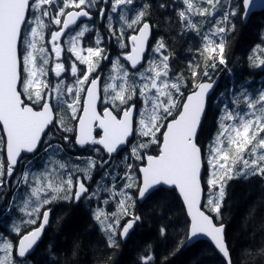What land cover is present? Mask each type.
I'll use <instances>...</instances> for the list:
<instances>
[{
    "label": "snow or ice",
    "instance_id": "obj_1",
    "mask_svg": "<svg viewBox=\"0 0 264 264\" xmlns=\"http://www.w3.org/2000/svg\"><path fill=\"white\" fill-rule=\"evenodd\" d=\"M152 7L141 0H0V189L12 192L0 194V220L11 223L0 230V264H31L52 204L93 202L107 247L116 249L142 219L136 205L163 194L185 212L177 250L204 237L223 264H236L223 209L229 181H264V87L249 92L246 81L228 99L217 95L214 75L228 68L235 18L264 12V0L160 2L179 28L175 35L201 42L184 71L172 65L164 38L153 40ZM109 44L120 50L116 59ZM251 52L249 66L264 71V55H256L264 44ZM214 100L215 128L202 141ZM17 193L27 217L21 223L11 220ZM167 227L159 228L165 239ZM256 257L264 260V243L242 250L240 264ZM110 260L103 254L95 264ZM166 261L149 245L137 264Z\"/></svg>",
    "mask_w": 264,
    "mask_h": 264
},
{
    "label": "trees",
    "instance_id": "obj_2",
    "mask_svg": "<svg viewBox=\"0 0 264 264\" xmlns=\"http://www.w3.org/2000/svg\"><path fill=\"white\" fill-rule=\"evenodd\" d=\"M141 2L153 5L149 12L153 13L151 21L157 26L154 40L157 37L164 38L173 53L172 65L175 69L184 71L187 68V61L196 55L194 49L196 46H200L201 42L194 36L189 38L190 40L187 38L184 41L182 36L179 39V36L175 35L179 28L168 25L164 18V10L158 7V4L163 0H141ZM168 13L172 15L170 10ZM235 24V30L228 36L227 75L223 76L216 91L218 96L223 92L228 99H231L232 92L238 93L241 90V85L246 81L248 83L244 86L249 92L264 87V71H261L260 68L250 67L248 60L254 46L264 44V12L254 14L248 23H245L243 18L238 15L235 18ZM189 49H193V51H189ZM256 55H264V53H256ZM219 72L215 73L214 78L220 74ZM217 103L218 100H214L211 109L207 112V119L201 135L202 141L206 140L215 128ZM73 151L74 153H71ZM73 154L77 155L79 152L68 149V155L74 156ZM101 175L102 170L96 171L93 183ZM0 194L6 197L12 196V192L8 188L0 189ZM7 202L8 200L5 198L4 204ZM14 203L16 207L11 220L16 222L23 218V213L19 211V207L22 205L19 193H17ZM92 203L91 201L80 203L61 201L50 205L53 209L50 225L42 241L31 255V264H65V261H68V264H95L97 256L108 253L111 254L110 264H137L138 257L149 245L152 246L158 259L163 260V257L167 256L166 264H223V258L207 241H199L192 246H189L185 241L184 246L177 250L176 242L178 236L183 232L185 212L182 210L181 202L175 196L163 194L154 196L142 204L138 203L136 212L141 215L142 219L136 224L130 237L126 241L122 240L120 247L116 249L107 247L106 237L93 218ZM99 206L104 207L103 205ZM2 210V206H0V211ZM223 212V223L227 227V239L232 249L233 258L236 264H240L242 250L258 249L264 243V181H261L259 177L247 180L237 178L229 181ZM161 225L168 226L166 239L159 235ZM10 227L9 220H0V230L7 232ZM73 251L76 252L75 257L72 256ZM255 264H264V260L256 257Z\"/></svg>",
    "mask_w": 264,
    "mask_h": 264
},
{
    "label": "flooded vegetation",
    "instance_id": "obj_3",
    "mask_svg": "<svg viewBox=\"0 0 264 264\" xmlns=\"http://www.w3.org/2000/svg\"><path fill=\"white\" fill-rule=\"evenodd\" d=\"M148 11H149V10H148ZM170 12H171V11H170ZM152 14H153V13L150 11V16L148 17V19H150V21L152 20V19H151ZM163 14H164L165 16H166V15L169 16V13H168V12L165 13V11H164ZM165 16H164V18H165ZM151 22H152V21H151ZM166 22L168 23V25H172L171 20H166ZM113 23L119 25V24H120V21H119L118 19H114V20H113ZM152 23H153V22H152ZM97 26L101 29L102 33H106V32H107V28H105L104 25H103V23L100 22L99 20H97ZM153 33H154V35H155V30H154ZM154 38H155V37H154ZM154 38H153V39H154ZM44 43H45V42L38 44V47L41 46V45H43ZM47 47H48V48H51V44H48ZM109 48H110V50H111L112 58H113V59H116V58H117V53H118L120 50H118V49L115 47L114 44H109ZM52 55H53V57H54V54H52ZM53 79H54V82H55V78H53ZM71 80H72V78L69 76L68 79L65 81V83H69Z\"/></svg>",
    "mask_w": 264,
    "mask_h": 264
},
{
    "label": "water",
    "instance_id": "obj_4",
    "mask_svg": "<svg viewBox=\"0 0 264 264\" xmlns=\"http://www.w3.org/2000/svg\"><path fill=\"white\" fill-rule=\"evenodd\" d=\"M257 13H260V12H257ZM252 17V16H251ZM250 19V18H249ZM249 19H247V20H245V19H243L244 20V22L245 23H247L248 21H249ZM227 70L228 69H223V71L215 78L216 80H217V86H216V88H215V91H217L218 90V88H219V85L221 84V81H222V78H223V76L225 75V73L227 72ZM145 201H143V202H140L141 204L142 203H144ZM50 218H51V214H50ZM49 223H50V219H49ZM48 226H49V224L46 226V228H45V231H46V229L48 228ZM136 226V225H135ZM226 226V225H225ZM135 228V227H134ZM226 230H227V227H226ZM45 231H44V233H45ZM134 231V229L130 232V235L132 234V232ZM130 235H129V237H130ZM43 236H44V234L42 235V237H41V239L38 241V243L42 240V238H43ZM128 237V238H129ZM124 241H126V240H124ZM199 241H207V242H209L206 238H204V237H201L199 240H195V241H193L191 244H189L188 243V245L189 246H192L193 244H195V243H197V242H199ZM38 245V244H37ZM36 248H37V246L35 247V250H36ZM34 250V251H35ZM219 254V253H218ZM220 255V254H219ZM221 256V255H220ZM222 257V256H221Z\"/></svg>",
    "mask_w": 264,
    "mask_h": 264
},
{
    "label": "rangeland",
    "instance_id": "obj_5",
    "mask_svg": "<svg viewBox=\"0 0 264 264\" xmlns=\"http://www.w3.org/2000/svg\"><path fill=\"white\" fill-rule=\"evenodd\" d=\"M234 1H235V0H233V2H234ZM169 16H171V15L169 14ZM172 25H173V27L175 26V28L178 29V26H177V25H175V24H172ZM185 38H186V37H182V39H184V41L187 39V38H186V39H185ZM179 39H181V36H179ZM43 42H44V41H40L39 44H40V43H43ZM37 55L39 56V53H37ZM136 163H139V162H136ZM94 181H95V180H94ZM26 218H27V217H24V216H23V219H26ZM16 223H21V219H20V220H17Z\"/></svg>",
    "mask_w": 264,
    "mask_h": 264
},
{
    "label": "bare ground",
    "instance_id": "obj_6",
    "mask_svg": "<svg viewBox=\"0 0 264 264\" xmlns=\"http://www.w3.org/2000/svg\"><path fill=\"white\" fill-rule=\"evenodd\" d=\"M247 23H248V22H247ZM185 39H186V38H185ZM188 39H189V38H188ZM195 39H196V38H195ZM195 39H194V40H195ZM189 40H190V39H189ZM196 40H198V39H196ZM182 41H183V40H182ZM186 42H187V41H186ZM197 42H198V41H197ZM182 43H183V42H182ZM189 43H190V42H189ZM191 43H192V42H191ZM194 43H195V42H194ZM198 43H199V42H198ZM192 44H193V43H192ZM182 45H183V44H182ZM193 45H194V44H193ZM195 45H197V44H195ZM196 47H197V46H196ZM227 69H228V68H227ZM230 69H231V68H230ZM227 71H228V70H227ZM221 72H222V71H221ZM221 72H219V73H221ZM231 73H232V72H231ZM225 74H226V73H225ZM218 75H219V74H218ZM226 75H227V74H226ZM220 89H221V88H220ZM71 153H74V151L71 152ZM73 155H74V154H73ZM3 192H4V191H3ZM88 203H89V202H88ZM139 204H140V203H139ZM87 205H88V204H87ZM79 207H80V206H79ZM83 207H84V206H83ZM88 207H89V205H88ZM83 210H84V209H83ZM83 210H82V211H83ZM84 211H86V210H84ZM38 253H39V252H38ZM37 255H38V254H37ZM45 255H46V254H45ZM38 257H39V256H38ZM38 257H37V258H38ZM42 258H43V257H42ZM38 261H39V260H38Z\"/></svg>",
    "mask_w": 264,
    "mask_h": 264
}]
</instances>
